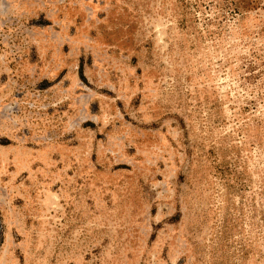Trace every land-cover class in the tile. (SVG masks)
Segmentation results:
<instances>
[{"label":"rangeland","instance_id":"374dc122","mask_svg":"<svg viewBox=\"0 0 264 264\" xmlns=\"http://www.w3.org/2000/svg\"><path fill=\"white\" fill-rule=\"evenodd\" d=\"M0 264H264V0H0Z\"/></svg>","mask_w":264,"mask_h":264}]
</instances>
